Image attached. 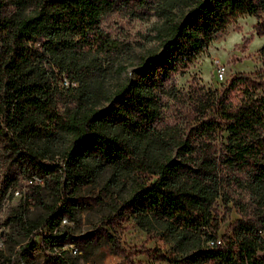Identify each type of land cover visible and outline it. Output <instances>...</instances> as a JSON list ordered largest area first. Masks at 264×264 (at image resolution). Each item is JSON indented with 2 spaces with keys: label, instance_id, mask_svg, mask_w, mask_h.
Masks as SVG:
<instances>
[{
  "label": "trees",
  "instance_id": "1",
  "mask_svg": "<svg viewBox=\"0 0 264 264\" xmlns=\"http://www.w3.org/2000/svg\"><path fill=\"white\" fill-rule=\"evenodd\" d=\"M114 10L155 16L154 42L133 75H120L128 44L102 26ZM242 12L264 32V0H0L1 146L31 178L25 198L45 206L38 219L14 218L31 235L45 226L51 244L75 241L59 221L81 205L79 188L108 168L98 191L109 196L107 222L128 215L165 245L139 244L132 254L165 264H264V45L257 66L232 68L217 86L185 94L168 81ZM167 97L192 112L162 121ZM218 197L238 213L221 232ZM34 246L30 237L19 247L21 264ZM6 258L0 249V264Z\"/></svg>",
  "mask_w": 264,
  "mask_h": 264
},
{
  "label": "rangeland",
  "instance_id": "2",
  "mask_svg": "<svg viewBox=\"0 0 264 264\" xmlns=\"http://www.w3.org/2000/svg\"><path fill=\"white\" fill-rule=\"evenodd\" d=\"M154 19V15L129 16L118 10L108 12L102 17L104 29L118 42L127 43L130 48L123 60L125 68L121 71V76L133 75L137 55L144 46L154 42L147 39ZM256 19V16L249 12L232 17L224 29L217 31L182 69L171 74L168 81L173 82L185 94H189L196 84L214 87L224 80L217 75L218 63L225 65V78L232 68L252 70L260 63L258 49L264 45V32L257 33L254 29ZM187 102L182 103L167 97L161 120L174 122L185 119L192 112L191 105ZM107 173L108 168H104L93 182L82 185L78 190L82 199L81 205L76 207L72 218L64 216L59 221L58 225H66L75 241L51 244L42 239L40 231H47L45 226L39 224L35 228L38 232L31 235V232L14 218L19 212L24 219H38L44 215L45 206L40 203L34 204L25 198L32 189L31 180L20 166L10 160L0 141V249L7 256L3 264H21L22 261L16 252L30 237H33L35 246L28 252L29 259L26 261L28 264H62L57 255L62 256L67 264H165V261L150 258L144 253L132 254L139 244L159 245L163 248L165 245L157 236L146 235L130 216L126 215L114 224L107 222L106 217L110 212L109 196H98ZM35 178L33 180L42 184L40 187L42 200L49 203L51 194L48 187L43 184L41 178ZM20 201L22 203L18 205ZM215 208L218 217L221 215L225 217L220 222L221 232L227 222L238 213L233 207L226 211L220 197L217 198ZM105 229L115 234L122 245L131 248L129 257H124L114 250L104 234Z\"/></svg>",
  "mask_w": 264,
  "mask_h": 264
},
{
  "label": "built area",
  "instance_id": "3",
  "mask_svg": "<svg viewBox=\"0 0 264 264\" xmlns=\"http://www.w3.org/2000/svg\"><path fill=\"white\" fill-rule=\"evenodd\" d=\"M225 65L223 63H218L217 65V75L219 78L224 79L225 78ZM64 83L67 82L66 79L63 80ZM35 179H40V178H35ZM31 180V178H30ZM219 241V239H217Z\"/></svg>",
  "mask_w": 264,
  "mask_h": 264
}]
</instances>
